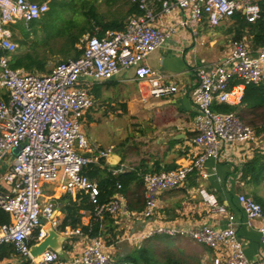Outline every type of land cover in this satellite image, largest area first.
Wrapping results in <instances>:
<instances>
[{"label": "built area", "instance_id": "obj_1", "mask_svg": "<svg viewBox=\"0 0 264 264\" xmlns=\"http://www.w3.org/2000/svg\"><path fill=\"white\" fill-rule=\"evenodd\" d=\"M131 1L140 13L129 16L122 30L95 26L79 38L76 47L81 54L77 58L60 60L47 73L39 74L9 66V54L18 48L11 28L41 18L49 9V1L0 0V165L6 164L0 173V210L8 215L7 222H0V249L10 246V257L19 264H110L113 257L101 235L90 236L82 225L90 231L93 222H102L106 216L116 224L148 219L158 208L160 194L182 186L193 172L202 179L208 177L203 170L208 158H221L227 144L257 138L255 129L242 122L236 111L212 109L219 103L240 106L246 85L264 80V44L253 49L243 35L231 41L216 64L193 69L197 83L190 93L195 109V135L189 140L191 160L176 168L141 173L145 204L139 211L128 209L119 180H115L108 200L98 202V182L85 174V169L107 167L110 177L116 178L125 165L119 162L110 166L108 157L113 147L89 143L81 131L79 120L94 104L90 93L93 86L110 80L119 67L133 66L143 100L144 86L154 97L174 92L178 87L175 81L163 82L158 70L142 63L175 31L174 27L159 28L157 17L176 13L177 24L196 33L200 22L218 26L233 21L236 13L255 23L264 4V0ZM14 148L18 149L16 154ZM199 192L225 217L224 226L156 222L126 238L139 246L155 234L186 236L211 249L213 264H255L237 238L239 220L228 202L219 204L213 194L204 189ZM63 194L86 196L91 204L78 211L80 223L76 227L61 226L59 199ZM236 202L248 221L264 217L261 204L251 195L239 192ZM46 224L67 236L66 240L81 238L82 248L69 258L50 248L33 257L30 246L47 235ZM259 231L264 243V225Z\"/></svg>", "mask_w": 264, "mask_h": 264}, {"label": "crops", "instance_id": "obj_2", "mask_svg": "<svg viewBox=\"0 0 264 264\" xmlns=\"http://www.w3.org/2000/svg\"><path fill=\"white\" fill-rule=\"evenodd\" d=\"M156 9L158 11L160 7L157 6ZM176 15V13L163 14L156 18L155 24L159 28L174 27L175 31L142 61L144 65L158 70L163 76V82L175 81L178 87L174 92L154 97L149 95V87L144 86L143 92L146 94V98L143 100L134 77L133 66L119 67L118 72L110 80L98 83L111 82V92L118 89V96L111 104V115L120 112V110L124 111L117 109L114 107L115 105L123 106L129 111V115L139 121L140 146L138 157L135 156V158H137L140 167L131 163L134 157L132 159L130 157L127 163L122 161L121 155L116 153L121 158L119 162L125 165L123 173L137 170L141 176L143 172H158L155 171L157 168L159 171L176 168L191 160L193 147L189 144V140L195 135L193 128L195 109L190 99V93L197 83L193 69L197 65L213 66L227 53L230 47L229 43L227 51H219L220 43H217L220 40V34L218 33L231 25L230 23L233 21L218 25L221 30L212 31L215 32V36L209 38L211 32H207V27L213 26H210L206 21H202L196 26L202 24L203 30H205L202 35H199L200 32L197 33V30L196 33H193L188 28L178 25ZM206 40L209 43L205 42ZM135 89L138 94L134 93ZM88 111L83 115V121L86 120ZM263 135L257 134L254 141L227 144L221 158H208L203 166L208 177L202 179L198 174L192 173L182 186L160 194L158 208L152 217L131 222L124 220L117 224L114 223V225L117 226V229L120 227L119 225H124L132 230V234L156 222H168L178 226H200L203 224L224 226L225 217L201 196L199 191L204 189L213 194L219 204L224 201L228 202L229 210L235 212L239 220L237 238L242 242L247 257L255 264H264V243L259 231V227L264 225V217L248 221L236 202V194L244 185L239 177V169L257 152L264 153ZM89 136L91 135L89 134ZM113 145L111 144L112 147ZM72 198L74 197L72 196ZM60 216L64 217L61 211ZM128 242L132 243L129 240ZM64 243L67 245V249H63L62 257L65 258H69L70 254L78 252L83 246V240L78 237L65 240L62 246ZM107 248L109 249V246ZM0 264H19V262L9 255L1 259Z\"/></svg>", "mask_w": 264, "mask_h": 264}, {"label": "trees", "instance_id": "obj_3", "mask_svg": "<svg viewBox=\"0 0 264 264\" xmlns=\"http://www.w3.org/2000/svg\"><path fill=\"white\" fill-rule=\"evenodd\" d=\"M48 1L49 9L41 18L31 21L27 26L16 24L11 29L13 33L16 29L20 31V35L23 38L19 41L14 39L22 46L23 44L26 45L24 39L29 37L30 31L35 32L36 26L43 24L47 32L45 38L47 41L55 38L62 39L61 47L58 50L62 54V60L68 59L71 51L74 53L71 58H77L81 54V50L76 47V44L82 34L91 31L95 26L102 30H122L129 16L140 13L136 4L131 0H128V7L124 15H116L114 18H111V15H109L107 19H105L104 14L94 7V4H89L85 8L86 1H82V5L79 8H77L74 0ZM261 7V17L255 23L245 21L239 13H236L232 18L235 34L233 39H239L241 36L246 35L253 49L264 44V4H261ZM61 13H71L72 15L67 18L62 15V23L61 21L59 23L58 20ZM127 15L128 17H126ZM17 49L9 54V66L11 68H23L26 71L39 74L47 73L51 69H46L47 57L40 53L35 45L28 46L27 50L21 52H18ZM107 83L111 84V82ZM212 109L222 112L236 111L242 122L253 127L256 134H260V131L264 130V127H262V124L264 125V80L259 84L246 85L240 106L234 107L225 103H219L213 104ZM250 115L260 118V121H256ZM155 171H159V169L157 168ZM239 171V177L243 183H251L255 188H258L264 181V160L261 159L260 155L255 154L250 160L243 163ZM84 173L98 182L100 190L97 198L98 202L108 200L115 190V180H119L122 183V192L126 197L128 209L130 211H139L144 207V185L137 170L121 172L116 178H113L112 176L110 177L107 167L100 168L99 166L92 165L86 168ZM252 195L261 204L264 213V195L256 191H253ZM61 200L64 201L62 205ZM59 203L61 205L59 206L60 211L64 214L62 227L67 224L76 227L80 223L78 211L82 208L91 207V204L87 201V197L82 195H77L73 199L70 194H63L59 199ZM7 221L8 215L0 210V222ZM82 229L85 233H89L90 236L101 235L103 230L111 231L115 235L117 226L114 225L112 218L106 216L102 222H93L90 231L88 227L83 225ZM183 238H187L194 244H198L202 247V250L199 251L195 245L193 246V253L187 257L182 252L176 253L171 251L169 246H173L175 241ZM160 245H163V248L161 251H158L157 246ZM63 249H67L65 243L63 244ZM11 252L10 246H3L0 249V260L8 257ZM200 253H204L209 258L210 263L213 264L212 251L206 245L186 236L155 234L143 239L139 246H136L125 255L118 256L110 264H193L190 260H203Z\"/></svg>", "mask_w": 264, "mask_h": 264}, {"label": "rangeland", "instance_id": "obj_4", "mask_svg": "<svg viewBox=\"0 0 264 264\" xmlns=\"http://www.w3.org/2000/svg\"><path fill=\"white\" fill-rule=\"evenodd\" d=\"M82 1H86L85 8L88 7L89 4H94V7L97 8L99 12L104 14L105 19L109 18V15L116 16L126 12L128 7V0H74V3L77 5V8L82 5ZM79 14V12H78ZM63 17L67 18L71 16V13H61L58 22L60 23ZM81 17V16H80ZM128 17V15L126 16ZM62 23V21H61ZM227 28H225L220 34V40H218L219 51H227L228 44H231V41L234 40V24L233 22L230 23ZM210 28V29H209ZM36 31H30L29 37L24 39L26 45H20L17 49L18 52L23 50H27L28 46L35 45L38 48L39 52L44 54L47 57L46 69L49 70L53 67L55 63L62 60V54L58 51L62 44L61 38L50 39L47 41L46 35L47 32L45 31V27L43 24L36 26ZM229 29V30H228ZM197 33L200 32L199 35H202L205 30H203L202 24L196 27ZM221 27L213 26L207 27V32L209 33V38L215 36V32L212 31H220ZM199 31V32H198ZM229 31V32H227ZM14 38L19 41L23 37L20 35L19 30L14 31ZM209 38H207L209 40ZM208 40L205 42L209 43ZM249 42V39H247ZM216 46V45H215ZM217 47V46H216ZM73 51L70 52L68 58L72 57ZM224 54V53H223ZM136 88V85L134 84ZM138 94L137 89L134 90V93ZM90 93L93 96L94 104L90 107L86 114V120H82L83 116L80 118L79 123L81 126V131L83 132L84 136L86 137L89 143L98 144L103 147H109L111 144L113 145L112 152L118 153L122 157V161L129 162V158L134 157L131 160V163H134V166H138L139 162L136 157H138L139 146H140V127L139 121L129 115V111L126 107L117 106V109H122L121 111L111 115V104H113L116 100V96H118V89H115L114 92H111V84H96L93 89L90 90ZM113 93V95H112ZM112 95V97H111ZM114 97V98H113ZM250 117L255 118L256 121H260V118H256L252 115ZM261 117V116H260ZM91 122H93L91 124ZM262 127L264 125L262 124ZM261 134H264V130L260 131ZM89 134L91 136H89ZM264 138V135H263ZM262 150V149H261ZM257 155L261 156V159L264 160V153H256ZM133 161V162H132ZM6 170V164L2 163L0 165V173ZM253 191L264 195V181L262 184L255 188L251 183H244V185L240 188V192L247 193L251 196ZM60 192H57V194ZM61 205L63 204V200L60 201ZM60 205V206H61ZM62 213V212H61ZM120 227L117 229L116 234L114 235L111 231H102L101 237L105 241V245L108 247L107 250L110 251L112 254V259L116 260L118 256L125 255L129 253L133 248L136 247L134 244H130L128 239L126 238L127 235L132 234V230H129L124 225H119ZM173 246H169L170 250L173 252H182L186 257L193 253V246H197L199 251L202 250V247L198 244H194L191 240L187 238L180 239L179 241H175ZM178 247V248H177ZM200 247V248H199ZM163 245L157 246L158 251H161ZM80 250V249H79ZM202 256V261L199 259L190 260L193 264H211L209 258L204 255V253H200ZM206 258V259H205Z\"/></svg>", "mask_w": 264, "mask_h": 264}, {"label": "water", "instance_id": "obj_5", "mask_svg": "<svg viewBox=\"0 0 264 264\" xmlns=\"http://www.w3.org/2000/svg\"><path fill=\"white\" fill-rule=\"evenodd\" d=\"M13 152L16 154L18 152L17 148H14ZM112 157V161H111ZM120 156L116 153H112L108 157L110 166H115L120 161ZM45 231L47 235L38 243L32 244L30 246V254L35 257L39 255L46 248H50L53 251L57 252L60 256L63 255V246L62 243L67 239V236L60 234L56 231L51 224L45 225Z\"/></svg>", "mask_w": 264, "mask_h": 264}]
</instances>
